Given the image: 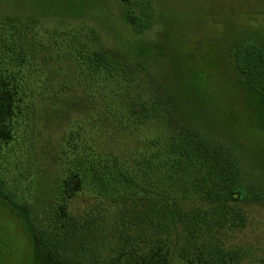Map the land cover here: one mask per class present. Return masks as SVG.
Listing matches in <instances>:
<instances>
[{
    "label": "rangeland",
    "instance_id": "rangeland-1",
    "mask_svg": "<svg viewBox=\"0 0 264 264\" xmlns=\"http://www.w3.org/2000/svg\"><path fill=\"white\" fill-rule=\"evenodd\" d=\"M134 2L0 0L1 35L21 31L13 50L0 41V61L18 70L25 90L22 112L12 123L13 140L0 153V264H107L115 248L110 252L109 246L118 240L109 234L105 221H112L100 213V204L113 201L115 208L126 204L127 211L136 212L148 208L149 201L118 196L117 203H99L98 183L106 174L99 167L89 171L90 156L128 160L149 150L150 139L165 146L173 135L192 139L194 132L207 145L201 160L225 181L234 160L230 186L238 183L245 190L240 201L225 202L227 207L235 203L242 219L218 229L209 249L216 245L236 254L234 264H264V104L244 86L233 61L242 43L264 51V0H149L152 18L141 33L125 20L128 13L140 12ZM8 19L14 21L11 29ZM29 20L33 28L21 25ZM35 33L50 49L44 65L41 55L47 52L32 55ZM20 46L23 61H16ZM96 49L123 66L116 82H103L100 72L91 89L86 55ZM123 83L130 88H114ZM154 107L155 114L139 123V115ZM74 164L84 186L71 203L75 219L62 232L64 257L57 263L29 242L19 208L17 213L10 208L6 196L22 212L51 222L60 180ZM209 200L195 194L165 203L185 210L223 205ZM89 212L99 225L92 232L80 228ZM169 264L184 262L175 254Z\"/></svg>",
    "mask_w": 264,
    "mask_h": 264
},
{
    "label": "trees",
    "instance_id": "trees-1",
    "mask_svg": "<svg viewBox=\"0 0 264 264\" xmlns=\"http://www.w3.org/2000/svg\"><path fill=\"white\" fill-rule=\"evenodd\" d=\"M132 1L119 0L124 6L132 4ZM137 2L140 3V12L136 15L128 13L125 15V20L137 33H141L148 27L152 14L149 12V0H135L133 5H137ZM7 22L11 29V23L14 21L8 19ZM26 24L27 28L29 26L33 28L34 20L21 22L22 26ZM17 30L8 32L6 35L0 33V41L5 39V46L10 50L18 47L17 40H20L21 31ZM53 32L55 37L62 36L58 35L57 31ZM91 33L92 39H98L94 31ZM59 40L55 41L59 42ZM30 46L34 48L33 56L47 52L46 55H41V65L46 64L47 55L51 56L50 49L40 37L38 39L36 33ZM23 50L24 48L20 46V50L15 52L16 61H23ZM86 59L91 89L98 78L96 75L100 72L104 74L103 82L117 81V76L122 71L121 61L108 57L105 51L97 49L87 53ZM16 61L14 62L17 63ZM233 61L244 86L253 91L258 98L260 97L261 103L264 104V51L253 43H242L234 51ZM41 70L40 72H43L42 67ZM18 74V70L12 71L5 62L0 63V153L3 146L13 140L12 123L14 117L22 112L21 103L25 97V90L23 83L18 79ZM114 88L118 91L124 88L127 90L130 85L116 84ZM93 95L94 93L91 96ZM106 102L109 103V100ZM145 102L146 100H142L141 104ZM155 110L154 107L148 113H141L138 122L143 123L148 120L155 114ZM197 134L194 132L192 139L187 138L183 133L173 135L165 146L158 138L150 139L147 145L149 150L140 152L128 160H121L116 155L90 156L89 171L98 170L99 167V170L103 168L106 174L105 181L98 183L101 197L99 203L110 200H116L117 203L118 196L125 200L139 198L149 201L148 208L142 207L143 209L136 212L127 211L126 204L115 208L113 201H111L112 204H100V213L112 221V223L105 221L106 228L109 234L112 237L116 236L118 240V244L109 246L110 252L112 248H115L114 254L108 253L107 264H169L175 254H178L184 264H234L236 254L216 245L213 249H209L211 246L209 242L212 238L214 239L218 229H223L227 224L233 226L237 219L239 221L242 219L235 208V203L227 207L225 202L240 201L245 195V190L238 183L230 186V181H235L236 177L234 160L230 162L225 174L226 181L224 176L218 174V170L212 172L213 165H208L206 159L201 160L202 150L207 145L205 141L198 140ZM199 169L202 171L200 175ZM218 183H222V187L216 190L214 186ZM83 186L84 178L79 168L75 164L69 166L58 186L54 207L55 217L51 222L44 221L45 216L40 219L36 212H22L20 204L14 202L11 195L6 196L10 208L15 212L16 208H19L18 214L29 242L46 250L51 259L57 263H60L64 257L62 232L64 233L65 228L68 230L65 225L69 224L70 228L73 223L70 222L75 219L70 211L71 203L80 194ZM195 194L201 198L210 199L209 201L221 202L222 200L223 205L211 209L197 207L185 210L165 203L169 199L175 201ZM86 214L88 219L80 224V228L86 230L88 227V230L92 232L99 225L91 218L90 212ZM230 214L234 216L233 219L230 218ZM58 222L61 223L60 226H57ZM114 258L118 260L117 263Z\"/></svg>",
    "mask_w": 264,
    "mask_h": 264
}]
</instances>
